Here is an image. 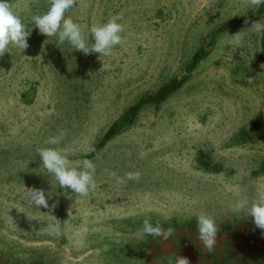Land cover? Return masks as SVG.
I'll return each instance as SVG.
<instances>
[{
  "label": "rangeland",
  "instance_id": "1",
  "mask_svg": "<svg viewBox=\"0 0 264 264\" xmlns=\"http://www.w3.org/2000/svg\"><path fill=\"white\" fill-rule=\"evenodd\" d=\"M8 2L29 46L0 57L1 264H123L149 242L145 218L189 228L201 212L219 228L252 226L245 264H264L262 230L232 212L238 199L251 202L264 190V34L247 30L239 43L233 36L251 27L246 19H264V5L76 0L65 18L89 43L93 23L120 17L122 42L101 57L40 34L31 18L48 0ZM174 78L178 89L143 104L101 143L143 95ZM61 132L59 144L47 143ZM47 147L66 151L74 165L91 160L97 188L86 197L60 188L38 155ZM113 171H139L140 180L117 184ZM27 188L43 189L57 206L36 207Z\"/></svg>",
  "mask_w": 264,
  "mask_h": 264
},
{
  "label": "clouds",
  "instance_id": "2",
  "mask_svg": "<svg viewBox=\"0 0 264 264\" xmlns=\"http://www.w3.org/2000/svg\"><path fill=\"white\" fill-rule=\"evenodd\" d=\"M75 3L76 0H48V10L45 13L33 15L32 22L40 34L47 37L58 36L60 44L68 42L75 50L85 55L92 53H98L101 57L109 55L111 50L122 42L120 33L123 31V26L118 23L120 17L112 15L105 23H93L88 29L92 38L89 43L81 25L74 22L70 17L65 18V13L72 9ZM243 3L250 8H258L264 5V0H243ZM244 23L246 25L251 23V27L242 29L233 35L237 43L240 42L247 30L264 34V19L259 21L246 19ZM28 35L24 23L19 15L12 10L8 0H0V57H3L6 52H10V46L22 51L26 49L29 46L26 39ZM63 135L64 133L61 132L57 136L49 137L47 143L50 145L59 144ZM38 155L43 167L47 173L55 178L60 188H70L77 197H86L97 188L94 178L96 166L91 160L85 159L74 165L66 151L53 147L38 149ZM109 175L116 179L117 184L121 185L125 184L126 181H139L141 176L139 171L127 172L124 177L117 176L114 171L110 172ZM26 194L38 208L43 206L51 211L57 206L58 202L49 205L48 201L52 195L48 194L46 197L43 189L27 188ZM241 211L245 212L246 216L252 217L254 225L261 229L262 234H264V190L259 191L256 198L251 202L247 198L238 199L232 206V212L240 213ZM69 216H71V210H69ZM196 221L199 240L205 248L211 250L217 242L218 225L211 216L203 212L197 215ZM141 231L144 235L162 238L165 241L174 234V229L171 227L164 229L159 223L154 226L151 223V218L144 219ZM175 264H190V261L187 257L178 255L175 258Z\"/></svg>",
  "mask_w": 264,
  "mask_h": 264
},
{
  "label": "crops",
  "instance_id": "3",
  "mask_svg": "<svg viewBox=\"0 0 264 264\" xmlns=\"http://www.w3.org/2000/svg\"><path fill=\"white\" fill-rule=\"evenodd\" d=\"M186 226L172 227L174 234L167 241L150 236L148 244L139 249L137 258L126 259L123 264H175L178 255L187 257L190 264H245L247 255L253 253L250 244H244L245 249L242 247L243 240L252 238V226L219 228L217 242L211 250L199 240L196 226ZM261 248L264 253V242Z\"/></svg>",
  "mask_w": 264,
  "mask_h": 264
},
{
  "label": "trees",
  "instance_id": "4",
  "mask_svg": "<svg viewBox=\"0 0 264 264\" xmlns=\"http://www.w3.org/2000/svg\"><path fill=\"white\" fill-rule=\"evenodd\" d=\"M201 56H202L201 51L195 52L193 57H192V63L195 64ZM180 86H181V81L174 78V79H171L170 81H168L167 83L163 84L162 86H160L155 92H153L151 94L143 95L136 104H134L133 106H131L129 108L127 113L121 118V120L119 122L112 125L110 127V129L108 131H106V133L103 136V139L101 140V143H103L105 140L109 139L110 137H112L114 135V133L116 132V129L120 123L131 121L132 116L136 113L137 109L139 107H141L143 104L160 103L168 95H170L172 92H174L176 89H178ZM201 162H202L203 166H205V167L208 166V161L203 159ZM259 170H264V161H263V164L261 165V167L259 168Z\"/></svg>",
  "mask_w": 264,
  "mask_h": 264
},
{
  "label": "built area",
  "instance_id": "5",
  "mask_svg": "<svg viewBox=\"0 0 264 264\" xmlns=\"http://www.w3.org/2000/svg\"><path fill=\"white\" fill-rule=\"evenodd\" d=\"M244 222H245V220H242V221H241V223H244Z\"/></svg>",
  "mask_w": 264,
  "mask_h": 264
}]
</instances>
